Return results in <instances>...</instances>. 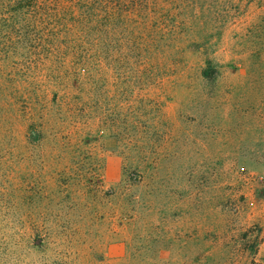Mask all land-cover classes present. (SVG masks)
Returning <instances> with one entry per match:
<instances>
[{
    "label": "rangeland",
    "instance_id": "1",
    "mask_svg": "<svg viewBox=\"0 0 264 264\" xmlns=\"http://www.w3.org/2000/svg\"><path fill=\"white\" fill-rule=\"evenodd\" d=\"M8 1L0 264H264V0Z\"/></svg>",
    "mask_w": 264,
    "mask_h": 264
},
{
    "label": "trees",
    "instance_id": "2",
    "mask_svg": "<svg viewBox=\"0 0 264 264\" xmlns=\"http://www.w3.org/2000/svg\"><path fill=\"white\" fill-rule=\"evenodd\" d=\"M13 1H26V0H9L8 2H13ZM218 76H219L218 67L210 59H206V67L202 72L203 80L207 83L214 84Z\"/></svg>",
    "mask_w": 264,
    "mask_h": 264
}]
</instances>
